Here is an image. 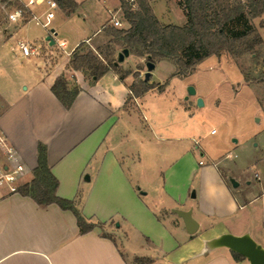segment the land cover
<instances>
[{
	"label": "crops",
	"instance_id": "obj_1",
	"mask_svg": "<svg viewBox=\"0 0 264 264\" xmlns=\"http://www.w3.org/2000/svg\"><path fill=\"white\" fill-rule=\"evenodd\" d=\"M74 1L76 8L69 15L62 12L64 16H84V5L96 3L102 6L98 26L70 48L62 38L63 55L50 68L40 66L38 57H23L16 44L24 39L15 41V57L25 58L14 80L20 93L12 94L11 87L0 90V127L28 168L23 181L32 179L37 147L42 143L50 171L58 180L56 194L73 199L86 220L98 226L80 233L74 215L54 203L39 204L20 193L4 197L0 199V264H251L225 238L249 237L264 251V123L254 129L251 159L227 162L197 145L198 139L195 145L185 143L193 141L194 110L208 102L188 79L197 71L221 66L212 56L184 77L172 76V64L170 76L186 80V88L194 86L193 102L189 96L183 98L186 103L168 97L166 83L158 89L164 83L153 78V70L167 60L155 62L148 82L157 85L140 96L130 93L131 74L121 78L109 70L90 84L82 71L69 67L70 56L82 41L95 50L109 40L101 29L120 2ZM153 1L149 0L151 8ZM165 1L179 7L183 22H165L155 15L157 19L162 24H184L178 0ZM41 11L36 9L37 14ZM263 14L259 20L264 24ZM31 22L41 26L29 20L0 37H12ZM52 29L53 37L59 36ZM262 40L264 45V31ZM132 56L129 53L117 65L126 64ZM64 73L80 88L69 108L50 90ZM242 82L254 91L256 121L264 122V85L251 86L244 78ZM128 99L134 102L132 108L125 106ZM158 110L166 118L161 125L155 121ZM212 129L207 132L218 133L216 129L211 133ZM160 131L171 135V157L162 170L156 167L147 172L142 157L138 151H128L127 142L145 147ZM181 211L190 212L196 221L193 233L187 231ZM136 258L142 260L136 262Z\"/></svg>",
	"mask_w": 264,
	"mask_h": 264
},
{
	"label": "rangeland",
	"instance_id": "obj_2",
	"mask_svg": "<svg viewBox=\"0 0 264 264\" xmlns=\"http://www.w3.org/2000/svg\"><path fill=\"white\" fill-rule=\"evenodd\" d=\"M114 1L116 0H111L109 4H113ZM152 9L161 21L178 24L183 22V14L173 1L166 2L165 0H155L152 3ZM101 10V5L88 3L84 5V16L66 18L63 14V10L59 8L54 11L52 25L48 28H43L31 22L25 26H20V29L12 37L6 38L1 35L0 90H7L11 87L10 90L12 94H14L15 91L20 93L14 80L18 71L21 70L19 66H24L23 59L25 58L21 56L15 57L12 49L18 38L32 43L39 53L30 57H38L40 66L50 68L62 57L63 48L57 45L50 46L47 41L42 42L41 46L37 45L40 41L44 40L48 30L55 28L56 31L59 32V36H56L57 40H67V48H70L77 38H80L85 32L98 26L102 13ZM112 12H117L116 16L121 18L123 27L128 26L127 21L122 18L123 13L120 4L119 8L112 9ZM260 17L251 18L249 20L257 28L262 37L264 24L262 20H259ZM262 18L264 20V14ZM25 22L26 21L16 23L8 22L0 7V34L7 36L17 25ZM108 25H111L109 21ZM239 28L240 25L234 22L225 26V30L227 31H234ZM109 39H111V37ZM114 47L118 52L122 51L119 45H115ZM80 49L86 51L92 48L82 46ZM211 56L214 62L220 63L219 65L221 66L213 65L209 70L197 71L193 74L192 78L188 79L191 84L194 83L198 92H202V94L206 96L208 102L205 106H200L194 110V132L190 135L193 136V141L186 140L185 143L190 145H195L197 143V145L208 153L222 155L227 162H232L242 157L251 159L253 150L255 149L254 129L263 125L264 122L261 120L256 121V118L259 116L255 115L256 106L254 91L242 84V78L247 79L251 86L264 85V82L259 81L261 72L264 70V48L256 49L254 52L245 53L235 58L226 52ZM115 59L117 60V55ZM197 65L194 70H196ZM172 66L170 61H160L153 70V78H157L161 80L162 83H166L165 87L168 97L177 98L181 103H186L183 98L184 96H189L190 100L193 102L195 95L188 93V88L185 87L186 80L170 76ZM119 67L120 73L129 72L128 74L135 77V80L143 78V73L147 70L145 59L135 55L128 58V62ZM64 75H66L65 77L68 78L71 85H73L74 81L69 77L68 73H64ZM191 86L194 87L193 85ZM236 89L237 91H235ZM183 92H185V94L182 96ZM262 94L264 93L262 92ZM133 103L134 102L128 99L125 105L126 108H132ZM156 108L158 107L156 106ZM157 112L155 116L156 123L158 125L164 124L166 122L165 115L161 110ZM5 119L8 121V118ZM211 127L215 128L218 133L214 135L209 134L207 131H209ZM170 136L171 135L166 132L160 131L159 136L156 135L155 139L151 138L150 141L146 142L149 145L146 144L145 147L140 148V146H135L136 144L134 145L129 141L127 142V148L128 151L131 152L135 150L134 152L136 153V151H138L143 159V167L147 172H151L152 169L156 167L162 170L171 157L169 146L172 143V139H170ZM148 139L149 138L146 140ZM196 139L199 140V143L194 142ZM233 139L236 141H232ZM234 155H236V157H234ZM156 156L160 157L159 161L156 159ZM205 159L206 158H204V160ZM29 178L30 175L25 176V179Z\"/></svg>",
	"mask_w": 264,
	"mask_h": 264
},
{
	"label": "trees",
	"instance_id": "obj_3",
	"mask_svg": "<svg viewBox=\"0 0 264 264\" xmlns=\"http://www.w3.org/2000/svg\"><path fill=\"white\" fill-rule=\"evenodd\" d=\"M56 2L66 15L77 6L74 0ZM119 2L128 26L118 28L105 23L101 30L111 39L95 50L86 51L80 49L85 46L82 41L73 50L69 60V67L82 71L90 84L109 70L116 71L121 78L129 73H120V67L115 63L118 53L115 45H119L122 50L128 49L130 54L143 57L146 63L170 61L175 67L172 76L180 77L192 73L198 63L211 55L226 52L235 58L264 48L260 33L249 20L264 13V0H178L186 17L183 25L162 24L155 16L149 0H136L134 8L125 0ZM233 22L240 25V28L225 30V26ZM148 79L143 76L135 80L134 77L129 85L130 93L140 96L157 85L149 83ZM244 80L248 82L247 79ZM259 81L264 82V70ZM164 85L165 83L159 85L158 89L162 90ZM50 90L65 108H69L80 88L76 84L71 85L69 79L61 74L56 77ZM57 185L58 180L46 161V147L39 143L33 177L19 186V193L39 204L54 203L62 210L70 211L80 233L98 226L86 220L73 199L58 196ZM235 256L239 257L237 254ZM140 260L142 259L136 258V262Z\"/></svg>",
	"mask_w": 264,
	"mask_h": 264
},
{
	"label": "built area",
	"instance_id": "obj_4",
	"mask_svg": "<svg viewBox=\"0 0 264 264\" xmlns=\"http://www.w3.org/2000/svg\"><path fill=\"white\" fill-rule=\"evenodd\" d=\"M132 8L135 7L136 0H125ZM0 7L3 10L5 19L8 22L16 23L29 20H36L43 28H48L54 17V11L59 9L56 0H0ZM41 9L37 14L36 9ZM110 23L113 27L122 28L121 18L116 16L117 12H112ZM122 18L123 15H122ZM49 34L45 41L50 46L57 45L60 48L65 46L64 40H57L54 30H48ZM51 41H53L51 43ZM19 53L23 57L37 55L39 51L29 41L19 40L16 44ZM215 132V129L210 131ZM202 163V161H200ZM29 172L26 164L20 157L18 151L7 139L0 127V199L19 193V186L26 183L23 181L24 175Z\"/></svg>",
	"mask_w": 264,
	"mask_h": 264
},
{
	"label": "water",
	"instance_id": "obj_5",
	"mask_svg": "<svg viewBox=\"0 0 264 264\" xmlns=\"http://www.w3.org/2000/svg\"><path fill=\"white\" fill-rule=\"evenodd\" d=\"M52 42L53 41H51V43ZM128 55H129L128 49L126 48L123 49L121 52L118 53L117 60L115 63L117 64L119 61H122L124 57ZM146 65H147V70L144 73V77L145 79H148L150 76V70L154 67V64L147 62ZM188 93L189 94L195 93V90L192 86L188 87ZM197 104L198 105L202 104V100L200 98H198ZM179 215L183 218L187 231L189 233H193L197 228V223L191 217L190 212L181 211L179 212ZM225 239L228 245L232 249L247 256L250 259L251 264H264V251L258 245H256L249 237L227 236Z\"/></svg>",
	"mask_w": 264,
	"mask_h": 264
}]
</instances>
